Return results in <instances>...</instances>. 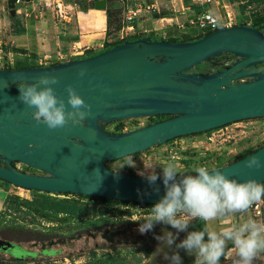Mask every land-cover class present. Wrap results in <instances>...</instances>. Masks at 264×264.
I'll return each mask as SVG.
<instances>
[{
	"label": "water",
	"instance_id": "95a60500",
	"mask_svg": "<svg viewBox=\"0 0 264 264\" xmlns=\"http://www.w3.org/2000/svg\"><path fill=\"white\" fill-rule=\"evenodd\" d=\"M23 0H7L14 13ZM96 9L106 2L96 0ZM221 54L239 60L207 77L186 74ZM264 36L234 26L194 42H125L97 55L38 68L0 69V180L41 193L144 205H183L231 196L264 182V146L195 176L148 178L106 163L173 139L264 118ZM245 79V82L236 81ZM24 83L25 86L17 84ZM170 118L118 135L103 129L141 117ZM46 116H50L47 118ZM22 162L48 176L16 171ZM0 239V249H12Z\"/></svg>",
	"mask_w": 264,
	"mask_h": 264
},
{
	"label": "rangeland",
	"instance_id": "374dc122",
	"mask_svg": "<svg viewBox=\"0 0 264 264\" xmlns=\"http://www.w3.org/2000/svg\"><path fill=\"white\" fill-rule=\"evenodd\" d=\"M184 1L188 4L190 0ZM238 1L243 2L239 6V10L247 20L252 21V24L260 22L253 29L264 36V3L257 0ZM4 7V1L0 0V19L4 16L7 17ZM110 7L111 10L108 12V30L112 40H119L121 36L120 28L122 27V10L118 7V4H111ZM2 8L3 11L1 10ZM215 14L218 15L217 12ZM241 22L242 20L239 19L238 24H242ZM187 30L192 34L199 32L193 26H188ZM164 36L166 37V39L164 38L165 40L168 37L177 40L186 38V35L177 33H165ZM151 38L148 37V39ZM86 57L90 56L87 55ZM17 59L19 60L16 64L18 69L37 67L34 66V63H29L30 60L28 58L22 59L17 56ZM30 59L33 61L32 58ZM233 61L234 59L229 54H221L195 65L189 72L190 74L208 76L211 73H216L229 67ZM52 62L54 63L55 61L53 60ZM159 119L155 118L156 121ZM161 119L166 120L168 118ZM151 123L155 122L144 118L139 121L137 119H128L109 124L105 123L104 130L109 134L118 135L146 127ZM124 128L125 132H123ZM228 131L227 134L225 130L222 132L213 130L163 145H157L145 151L146 153L143 152V154L139 153L138 155L108 162L106 167L114 172L148 178L161 175L186 176L199 171L201 167H204L206 172L213 170L217 166L234 160L242 152L256 149L264 144V128L261 122L252 121L251 123H242V125H238L237 122V126H231ZM208 138H211V140H208ZM39 193L50 199L63 200L67 198L64 194ZM238 195L240 196L238 206L235 208L229 207V216L225 219H219L217 207L212 209L208 207L204 210L201 202L181 207V210H186V216L172 219L173 222L188 223L200 216H204L208 221L216 220L218 222V219L225 220L228 223L230 222L229 224L232 226L243 228L241 233L236 236L229 232L223 234H216L217 232L208 233L212 237L209 243L211 252L214 253L213 258L215 261L213 263L222 264L223 261L221 253L216 252L215 246H219L222 250L229 247L232 242L238 243V245L242 243L245 246H253L258 244L259 241L263 242L261 256L264 257V187L254 191L249 190L245 194L239 193ZM32 196V191L12 186L0 180V234L11 243L19 244V247L10 249V252L0 251V264H85L92 260V254H97L99 257L114 256L118 261H123L122 264H146L152 258L151 253L143 251L145 250L143 245L134 246L132 242L122 245L116 244V241L111 243L105 239L106 237H111L110 233H108L110 222H138L153 218L143 214L142 211H139L140 214H137V216L130 217L124 215L118 208L107 207L110 209L105 215L108 219L103 221L102 225L86 226L84 224H50L28 214L25 209L13 211L9 207L10 198L18 197L30 200ZM68 197L72 198L71 195ZM99 205L102 207V204ZM61 240H64V242H61ZM41 242H44L46 246L48 245L47 242H53L54 244L51 248L46 247V252H41ZM111 246H114V249ZM50 251L54 253H48ZM14 257L18 258V260Z\"/></svg>",
	"mask_w": 264,
	"mask_h": 264
},
{
	"label": "crops",
	"instance_id": "0c3cea01",
	"mask_svg": "<svg viewBox=\"0 0 264 264\" xmlns=\"http://www.w3.org/2000/svg\"><path fill=\"white\" fill-rule=\"evenodd\" d=\"M3 1L7 17L0 19V69L2 70H18L17 56L22 59L28 58L30 60L28 62L34 63V66H37L35 68H38L82 59L87 55L91 57L103 52L106 44L121 41L112 40L108 30V12L111 10V4H118L122 10L125 0H104L105 10L94 7L96 0H23L22 6L15 9L14 13L7 8V0ZM158 1L162 10L160 14L142 18L133 23V26H127L128 28L122 24L120 35L127 30L126 38L156 34L166 39L165 33L196 37L200 32L197 34L188 32L190 26L188 22L205 10L216 11V6H192L191 0L188 4L184 0ZM58 2L67 5L70 14L68 22H58L55 19V4ZM1 10L3 11V8ZM176 140L178 139L174 141ZM239 197L237 194L212 201L203 204V208L206 210L208 207L209 209L217 207L219 219H225L229 216L228 208L238 206ZM204 219L209 242L212 239L208 234L210 232H217L216 234L229 232L236 236L243 229L240 226H232L225 220L218 219L216 222V220L208 221L205 217ZM262 247L260 241L253 246L232 242L229 247L223 249L222 264H264V257L261 256Z\"/></svg>",
	"mask_w": 264,
	"mask_h": 264
},
{
	"label": "trees",
	"instance_id": "16d2710c",
	"mask_svg": "<svg viewBox=\"0 0 264 264\" xmlns=\"http://www.w3.org/2000/svg\"><path fill=\"white\" fill-rule=\"evenodd\" d=\"M257 1L264 3V0H257ZM258 24H260V22H254L250 27L255 28V26ZM146 37L147 39H145ZM148 37H152V38L148 39ZM185 37L186 38L182 40H177L170 37L167 39V41L172 43L194 42L201 39L203 35H198L196 37H190L186 35ZM141 38L146 41H155V40L164 39L156 34H151L149 36H139V37L131 36L119 42L106 44L104 46L103 51L121 45L125 42L135 41ZM85 57L86 56H83L82 59ZM40 67H44V66H40ZM170 117L171 116L168 115H160L155 117V118H160L159 120L156 121L155 118H151L150 120L152 122H159L164 120L161 118H170ZM200 134L203 133L192 134L190 136H196ZM185 137H189V136L179 137L176 139H181ZM174 140L175 139L168 142H172ZM263 146L264 144H262L260 147L256 149L242 152L234 160L221 165L220 168L245 158L246 156L258 151ZM215 169L218 168L216 167ZM200 173H202L201 170L188 174L186 176H195ZM172 177H184V176L183 175L154 176V178H172ZM262 187H264V182L258 184L254 188L244 190L239 193H243L249 190L254 191ZM32 193L33 196L30 200H24L18 197L10 198L9 207L13 211H20L21 209H25V211L28 214L38 217L47 223L56 224V225L58 224H64V225L84 224L86 226L102 225V222L108 219L106 218L105 215L108 213V211H110V209L107 207L118 208L124 213V215L131 217L132 212H130L129 210H122L120 207L121 206L133 207L139 205V206L151 208L158 206L159 207L166 206V205H144V204H138L132 202L74 195L69 193L64 194L67 198L63 200H56V199H50L45 195L40 194L37 191H32ZM237 194L205 200L201 203L206 204L212 201L232 197ZM70 195L72 198L68 197ZM98 204H102V207L104 206V208L100 207V205L98 206ZM189 204H183L178 206L186 207ZM110 223L111 224L110 227L108 228V233H110L111 237L108 238L106 237L105 239L111 243L113 241H116V244H122V245L130 244V242L134 243V246L143 245V247L145 248V250L143 251H147L152 255V258L146 264H207V263H213L215 261V259L213 258L214 253L211 252V248L209 247V239L206 234V223L204 216H200L188 223L173 222L172 219L170 218H162V219L151 218L138 222H116V223L110 222ZM261 244H263V242H261ZM111 248L114 249V246H111ZM215 250L216 252L221 253V256L223 258V254H222L223 249L221 250L219 247H217ZM91 259L92 260H89V262L85 264H122L123 263V261H118L117 258L114 256L99 257L97 256V254H92Z\"/></svg>",
	"mask_w": 264,
	"mask_h": 264
},
{
	"label": "built area",
	"instance_id": "2783aa9c",
	"mask_svg": "<svg viewBox=\"0 0 264 264\" xmlns=\"http://www.w3.org/2000/svg\"><path fill=\"white\" fill-rule=\"evenodd\" d=\"M192 6L203 7V6H216V11L211 9L205 10L199 13L194 19L190 20L188 24L190 26L196 27L200 32V35H207L212 32L231 28L234 26H252V21L247 20L243 13L239 10V6L243 2H239L238 0H191ZM161 6L158 0H125L124 6L122 8V24L127 26H133V23L141 20L142 18L152 17L154 14L161 13ZM215 12L218 13L215 14ZM70 18L69 11L67 9V5H63L62 2H58L55 4V19L58 22H68ZM242 20V24H238V20ZM127 32V30H126ZM126 32L121 33L120 39L123 40L126 38ZM238 83L245 82V79H240L236 81ZM156 117V116H155ZM155 117H141L134 118L138 121L141 119H151ZM245 122H238V125H242V123H251L252 121L261 122L264 128V118L261 119H252V120H244ZM247 125V124H245ZM231 126H237L236 123L229 124L222 128L217 129V131L229 132L228 129ZM125 128L123 132H125ZM228 134V133H227ZM211 138H208V140ZM19 167V164L17 165ZM201 172H206L204 167L200 168ZM29 191V190H27ZM122 210H129L132 212V216H137L140 214L139 211H142L143 214L153 217L156 219L162 218H183L186 213V210H181L178 205H166L165 207H151L147 208L144 206H121ZM186 218V217H185ZM188 218V217H187Z\"/></svg>",
	"mask_w": 264,
	"mask_h": 264
},
{
	"label": "flooded vegetation",
	"instance_id": "af4514ba",
	"mask_svg": "<svg viewBox=\"0 0 264 264\" xmlns=\"http://www.w3.org/2000/svg\"><path fill=\"white\" fill-rule=\"evenodd\" d=\"M142 39V38H141ZM142 40H144V39H142ZM230 56H231V58H233L234 59V61L232 62V64L233 63H235L236 61H238L239 59L238 58H235L233 55H231V54H229ZM261 65H264V64H261ZM225 70V68L224 69H222V70H220V71H218V72H222V71H224ZM186 74H190V72L189 71H187V72H185ZM215 73V72H214ZM211 74H213V73H211ZM210 74V75H211ZM209 76V75H208ZM205 77H207V76H205ZM18 86H25V84L24 83H20V84H17ZM47 118H49L50 116H46ZM104 125H105V123L103 124V129H104ZM19 164V167H17V165ZM11 166H12V168H14L16 171H18V172H21V173H23V174H26V175H30V176H40V177H45V176H48V174L47 173H45V172H43V171H41V170H38V169H35V168H32V167H29V166H27L26 164H24V163H22V162H11V164H10ZM6 166H7V164L2 160V158L0 157V167H2V168H6ZM5 237L3 236V235H1L0 234V239H3V240H6V239H4ZM6 241H8V240H6ZM61 242H64V240H61ZM13 244V248H17V247H19V244H17V243H12ZM41 245H40V250H41V252H46L47 250H46V247H48V248H51L52 247V245L54 244L53 242H47V246H46V244L44 243V242H41L40 243ZM36 246V245H35ZM12 248V249H13ZM10 249H8L7 251L8 252H10L9 251ZM0 251H2L1 249H0ZM4 252H6V251H4ZM53 252V251H52ZM51 251L50 252H48V253H52ZM15 258V257H14ZM15 259H18V258H15Z\"/></svg>",
	"mask_w": 264,
	"mask_h": 264
},
{
	"label": "bare ground",
	"instance_id": "6f19581e",
	"mask_svg": "<svg viewBox=\"0 0 264 264\" xmlns=\"http://www.w3.org/2000/svg\"><path fill=\"white\" fill-rule=\"evenodd\" d=\"M13 186V185H12Z\"/></svg>",
	"mask_w": 264,
	"mask_h": 264
}]
</instances>
